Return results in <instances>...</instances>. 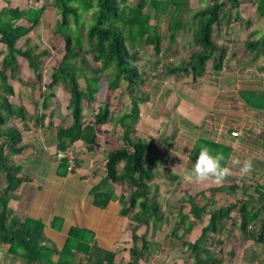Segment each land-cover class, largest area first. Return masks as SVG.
I'll return each mask as SVG.
<instances>
[{
  "label": "trees",
  "instance_id": "1",
  "mask_svg": "<svg viewBox=\"0 0 264 264\" xmlns=\"http://www.w3.org/2000/svg\"><path fill=\"white\" fill-rule=\"evenodd\" d=\"M245 1L210 0L207 6L189 14V0H139L136 4L129 0H53L59 14L54 34L64 40L63 58L52 72L51 82L46 85L48 93L42 94L40 104L48 108L49 100L54 97L52 90L58 81L68 84L70 99L67 109L71 121L67 125L55 127V135L59 141L58 149L64 150L67 146L82 141L89 151L94 150L98 145L97 128L110 121L107 103L93 113L89 122L85 120L84 103L90 105L95 102V96L99 93V79L88 78L85 90L79 84L76 59L79 58V50L83 48V40L79 34H70L69 30L72 22L79 25L81 10H94L86 32L87 41L94 54L93 59L100 63L99 70L112 69L107 84V96H112V93L120 88L121 82H125L126 90L132 99V112L127 117L132 118V125L125 123L127 118H120L125 132L123 144L107 153L105 164V182L123 187L126 196L121 199L122 214L131 216L127 229L131 233L132 244L128 251L129 259L124 264H141L157 254L160 246L152 236V231L162 229L167 223L166 213L156 198L159 189L153 183L152 169L157 162L156 146L152 140L132 138L133 125L139 119V105L148 101V98H136L132 95L135 93L134 88L143 84L138 66L141 59L140 49L143 46H153L156 55L161 54L163 37L159 32L160 16L170 20L167 35L171 42H174L178 32L186 29L191 22L194 27L193 41L200 50L193 52L187 60L177 66H166V75L191 76L196 80L206 73L209 63L214 71H221L226 68L230 50L233 55H236V51L228 44L217 45L216 30L222 27L224 16L226 27L239 20L240 9ZM250 1L256 6L259 18H264V0ZM45 11V6L20 9L10 5L0 10V43L12 50L2 61L0 70V244H8L9 252L24 264H81L74 261L77 252L87 255L86 264H116L114 253L101 254L99 249L91 248L89 241L81 237L80 231L77 230L70 232L62 251L51 250L44 244L42 222L33 219L21 221L19 215L9 207L15 192L30 179L21 174V167L13 160L25 147L22 131L11 121L15 119L24 124L28 119V111L10 101V96H13L15 91L9 83L8 71L12 75L15 74L17 56H20L33 70L37 83H42L40 69L48 52L43 51L34 56L31 54L32 48L23 50L16 48V45L41 24ZM248 24L251 26V21ZM244 45L246 55H249L252 62L264 58V32L251 31L250 38ZM80 61L83 69L88 67L85 58ZM259 69L264 71V66ZM238 95L252 111L264 115V90L244 88L238 90ZM201 141L213 153L222 151L226 157L222 163L226 164L231 148L203 139L194 148L192 161H195L199 154ZM168 178L176 181L179 177L169 171ZM102 189L103 184L95 188L94 194L96 203L104 207L110 197L101 193ZM209 191L212 196L216 193H228L232 196L240 191L241 197L235 203L220 208H216V202L206 198L205 193L200 194L201 198L191 193L180 198L182 206L169 235L173 240H180L182 251H190L193 264L227 263L222 257L223 249H220V246L224 244V238L230 232L229 224L233 219V211L238 214L235 228L239 232V238L244 243L264 245V181L255 182L253 193H249L244 184L221 185L212 187ZM205 200V204L200 203ZM185 205L190 207L188 212L184 211ZM198 222L202 226L201 230L196 239L190 241L188 237L198 226ZM143 230L145 233H141ZM55 255L59 256L57 261H54ZM229 255L230 258L235 257V250L231 249Z\"/></svg>",
  "mask_w": 264,
  "mask_h": 264
},
{
  "label": "crops",
  "instance_id": "2",
  "mask_svg": "<svg viewBox=\"0 0 264 264\" xmlns=\"http://www.w3.org/2000/svg\"><path fill=\"white\" fill-rule=\"evenodd\" d=\"M232 71L230 72L227 68L221 71L207 69L202 77L193 79L195 82L193 87H178L180 97L176 92L177 89L174 91L177 94L173 93L172 96L173 105L179 107V109L175 108L177 116L175 120L163 116L165 119L162 120L160 113L153 114V111L150 110L152 108L159 110V103L161 108L163 107L160 99H157L155 107L149 99L147 102L140 103L139 119L133 125L132 138L150 140L149 137H151L154 143L158 144L156 147L157 162L152 172L154 174L153 183L160 189L159 202L162 195L164 196L165 184L164 182H161L160 185L157 184L154 169L167 161L165 147L172 148L171 158L174 159V162L167 161L166 164L172 163L173 165L164 170L168 172L175 168L178 171V174L175 175L180 177L176 183H186L187 179L193 177L191 169L194 161L191 156L194 148L202 139L215 141L222 146L231 148L229 159L226 161L228 167H230L233 158H241L246 154L264 151L262 138L257 140L255 137L251 138L252 134L247 133L248 129H246L250 127L248 121L252 127L259 124L254 119L247 121L240 118L239 106L242 111L245 109L240 104L237 105L239 100L235 96L242 86L237 71ZM230 73L233 77L230 76ZM256 84H260V82L257 81ZM132 105L131 99V110L125 111L123 117L127 118L131 115ZM147 110H149L148 113ZM246 113H250V111ZM43 119L35 128L30 127V131L27 129L28 131L22 132L25 148L22 153L16 154L13 160L21 167V174L29 177L30 180L24 182L15 192L14 198L9 203L10 209L19 215L21 221L33 219L42 222L45 235L44 244L51 250L62 251L70 232L77 230L80 231L81 237L89 241L91 248L99 249L98 252L101 254L104 252L114 253L116 264L126 263L129 259L128 251L132 242L131 233L127 229L131 223V216L122 214L121 199L126 196L125 191L121 186L105 182L107 176L106 155L109 151L114 150L113 146L123 144L122 138L125 132L120 119L114 120L111 132H106L105 129L109 122L97 128L98 145L94 150L89 151L82 141L75 142L81 155L78 167L73 172H68L65 164L55 157L59 145L55 127L59 124L53 125L52 120L49 123V121L45 122L46 118ZM26 122L30 125L29 120ZM232 132H236L238 135L232 136ZM113 136L115 140H113ZM252 157H256V155ZM257 161L252 158L254 168L258 166ZM121 167L122 165L120 169ZM228 177L229 175L220 183L212 178L205 181L212 183V186H221L229 183ZM102 184L103 189L100 192L110 197L104 207L96 203L94 194L95 188ZM171 185L173 184H167V189ZM163 229H157V232H161ZM169 234L170 231L164 233V236ZM58 258L59 256L55 255L54 261H57ZM87 260L88 257L85 253H76L74 259L76 263L86 264ZM0 264L24 263L9 252L8 244H0Z\"/></svg>",
  "mask_w": 264,
  "mask_h": 264
},
{
  "label": "rangeland",
  "instance_id": "3",
  "mask_svg": "<svg viewBox=\"0 0 264 264\" xmlns=\"http://www.w3.org/2000/svg\"><path fill=\"white\" fill-rule=\"evenodd\" d=\"M132 4L138 3L139 0H129ZM190 1V10L196 11L198 9L204 8L210 2V0H189ZM8 5L12 7H18L20 9H29L34 6H45L46 11L42 18V22L38 25L28 36L22 38L16 45V48L25 50L26 48H32L31 54L36 56L43 51H47L48 54L43 58V63L41 65L40 73L42 74V83H37V79L33 70L28 66V63L25 59L20 56H17V66L15 74L9 75V83L14 88V95L10 96V101L14 104L21 105L26 108L28 111V122L24 124L13 119L12 124L16 125L22 132L28 131L30 127L35 128V126L42 119V116L46 118L45 122L51 123L53 125H67L71 121L69 119L70 113L66 107V103L69 99V87L65 82L58 81L54 86L52 92L54 97L49 100L48 108L41 106L40 102L42 99V94H47V86L51 82V74L54 69L59 65L60 61L63 58V46L64 40L61 36L55 35L54 30L56 28V21L59 18V14L54 7L53 0H0V10L3 7ZM226 9V8H225ZM94 10L84 11L81 10V17L79 20V25H76L74 22L71 24V29L69 30L70 34H79L83 40V48L79 50V58L76 59V65L78 68V73L80 76L79 84L83 90L87 87L88 78H98L99 79V93L96 94L95 102L88 105L86 102L85 106V118L88 122L92 119L93 113L97 112L99 108L107 103L110 110V121L106 125V132H111V127L116 118H122L126 112H129L131 106V97L126 90V83L121 82V86L118 90H115L112 93V96H107V84L108 80L112 74V69L108 70H99L100 63L95 61L94 54L92 53L90 43L87 41L86 32L89 26V23L92 21V15ZM153 13V12H152ZM158 20V19H157ZM169 18L159 17V32L163 37L162 43V52L159 56L156 55L153 46H143L140 49L141 59L138 62L140 73H142L143 84L134 88V95L138 97H147L149 101L156 106L157 99H160L161 105L159 103V110L150 109L153 111V114L160 113L162 120L163 117H169L176 119L175 108L178 106L173 105V93H178V87H193L195 84L193 78L190 77H174L167 76L165 67L166 66H177L181 62L187 60L193 52L200 50L193 41V31L194 27L192 23L178 32L177 38L174 42H171L168 35V25ZM226 17L222 18V27L216 30L215 42L218 46L228 44L232 48H235L236 55H233L230 50L228 55V62L226 63V68L230 70H236L237 76L240 78L241 89H259L264 90V71L259 68L264 66V58L252 62L249 55H246L245 42L250 38L251 31L257 30L264 32V18H259L256 11V6L252 4L250 0H246L242 4L240 9V19L234 21L230 27L225 25ZM251 21L252 25L250 26L248 22ZM167 50V51H166ZM12 53V50L0 43V70L2 61ZM81 58H85L88 62V67L82 68ZM211 63H209L207 69H211ZM233 72V71H232ZM230 76L231 73H230ZM233 77V76H232ZM261 79V80H260ZM211 81V79H209ZM260 82V84H256ZM254 87V88H253ZM177 89V90H176ZM183 89V88H182ZM176 90V92H174ZM187 91V89H186ZM237 96H235L239 101L237 105H241L245 110L242 111L239 106L240 118L247 121L254 119L259 125L247 127V133L252 134L250 137L257 140L260 137L262 142L264 141V115L252 111L247 107L239 98L238 91ZM180 97V94L178 93ZM178 97V98H179ZM235 103V102H234ZM170 108V109H169ZM179 109V107H178ZM149 110L146 112L148 113ZM250 111V113H246ZM163 116V117H162ZM227 116V115H226ZM39 118V120H37ZM50 120H52L50 122ZM44 121V119H43ZM42 121V122H43ZM261 121V123H260ZM259 122V123H258ZM129 125H132V118H127L125 122ZM28 126V127H27ZM45 126V125H44ZM28 129V130H27ZM30 131V130H29ZM140 132V131H139ZM137 132V133H139ZM245 134V133H244ZM243 134V135H244ZM140 136V134H138ZM155 135V134H152ZM135 136V135H134ZM112 138V136H111ZM150 140L153 138L149 137ZM113 140L115 137L113 136ZM157 142V140H156ZM170 143V142H167ZM155 144V143H154ZM158 144H155L157 147ZM172 145V144H170ZM201 146H204V142L201 141ZM115 147V148H114ZM119 144L113 146L114 149L118 148ZM161 147V146H160ZM159 149V148H158ZM161 149V148H160ZM172 148L165 147V153L167 156V161L174 162V159L171 158ZM157 151V149H156ZM258 154V155H257ZM264 151L255 152L254 154H246L241 156L240 161L243 162L245 159L258 160L257 168H252L250 173L242 174L240 172V164H233L231 162L230 168L232 172L229 175V183L223 185H241L244 184L248 188L249 193H253V187L255 182L264 181ZM256 155V157H252ZM160 165L156 167L155 171V181L157 184L164 182V196L160 200L162 208L164 209L167 216V223L163 227L164 229L161 232L156 230L152 231V236L159 244L160 248L157 254L152 255L147 261H142L141 264H193L190 256V251H182L181 243L178 239H172L170 235L164 236V233L170 231L175 222L179 208L182 206L180 198L185 194H193L195 196H200L201 193H205L206 198L213 199L216 208L227 206L230 203H235L240 199L241 194L229 195L228 193H216L214 196L211 195L209 189L212 187V183H207V181H198L194 177L187 179L186 183L173 181L168 178V172L164 169L169 168L173 165L172 163ZM191 163V162H190ZM158 169V170H157ZM173 174H178V171L175 168H172L171 171ZM183 175V174H182ZM184 176V175H183ZM178 177H180L178 175ZM185 179V178H184ZM167 184H173L167 189ZM156 185V184H155ZM175 185V189L173 186ZM160 189L157 194V199L159 201ZM205 204L206 200L200 202ZM190 209L189 205H185L184 211L188 212ZM232 221L229 224V234L224 238V244L220 246V249L223 250L222 257L227 260L226 264H262L264 259V245L262 244H252L250 242L244 243L239 238V232L235 228V222L238 221L237 212L232 213ZM198 226L193 230L192 234L188 237L190 241H194L197 237L199 230H201V225L198 222ZM171 226L168 230H166ZM145 233V230L141 231ZM171 242V243H170ZM170 244V245H169ZM219 249V248H218ZM231 249L235 250V257L230 258L229 252Z\"/></svg>",
  "mask_w": 264,
  "mask_h": 264
},
{
  "label": "clouds",
  "instance_id": "4",
  "mask_svg": "<svg viewBox=\"0 0 264 264\" xmlns=\"http://www.w3.org/2000/svg\"><path fill=\"white\" fill-rule=\"evenodd\" d=\"M225 160L226 157L222 151L213 153L207 146H202L199 149V154L196 160L193 162L191 175L198 181H205L212 178L217 183H220L232 172L230 167L222 163V161ZM231 162L233 164L241 165L240 172L242 174L250 173L253 168V162L251 159H245L241 162L239 158H233Z\"/></svg>",
  "mask_w": 264,
  "mask_h": 264
},
{
  "label": "built area",
  "instance_id": "5",
  "mask_svg": "<svg viewBox=\"0 0 264 264\" xmlns=\"http://www.w3.org/2000/svg\"><path fill=\"white\" fill-rule=\"evenodd\" d=\"M238 133L232 132V136H237ZM80 151L75 143L67 146L64 150H56L55 157L58 161L66 165L68 172H73L77 169L80 161Z\"/></svg>",
  "mask_w": 264,
  "mask_h": 264
}]
</instances>
